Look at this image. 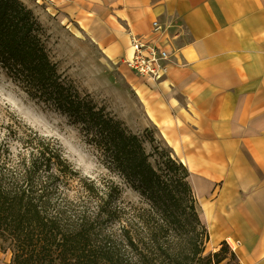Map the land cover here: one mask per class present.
<instances>
[{
  "label": "trees",
  "instance_id": "obj_1",
  "mask_svg": "<svg viewBox=\"0 0 264 264\" xmlns=\"http://www.w3.org/2000/svg\"><path fill=\"white\" fill-rule=\"evenodd\" d=\"M45 34L22 0H0V70L77 127L103 171L82 174L56 142L18 118L1 125L5 264H239L227 243L206 255L210 235L187 166L64 78ZM128 191L135 200L124 198Z\"/></svg>",
  "mask_w": 264,
  "mask_h": 264
},
{
  "label": "crops",
  "instance_id": "obj_2",
  "mask_svg": "<svg viewBox=\"0 0 264 264\" xmlns=\"http://www.w3.org/2000/svg\"><path fill=\"white\" fill-rule=\"evenodd\" d=\"M48 1L110 60L131 55L132 35L168 48L156 82L130 73L144 118L190 171L207 251L264 264V0Z\"/></svg>",
  "mask_w": 264,
  "mask_h": 264
},
{
  "label": "rangeland",
  "instance_id": "obj_3",
  "mask_svg": "<svg viewBox=\"0 0 264 264\" xmlns=\"http://www.w3.org/2000/svg\"><path fill=\"white\" fill-rule=\"evenodd\" d=\"M22 1L44 27L50 56L63 77L90 94L99 106L105 107L114 117L123 121L129 130L139 134L148 130L158 145L167 148L157 129L144 118L135 83L132 82L135 74L122 62L123 59L113 61L106 57L75 16L62 13L63 7L48 0ZM13 118L20 119L56 142L70 163L82 174L92 178L101 175L103 170L97 154L84 141L79 129L71 125L61 113L31 100L0 70V126ZM146 147L148 151L151 150L150 144H146ZM124 198L135 200V194L128 191ZM203 223L208 229L206 222ZM205 252L206 255L213 253H209L207 247ZM7 259V254L0 253V264H5Z\"/></svg>",
  "mask_w": 264,
  "mask_h": 264
},
{
  "label": "built area",
  "instance_id": "obj_4",
  "mask_svg": "<svg viewBox=\"0 0 264 264\" xmlns=\"http://www.w3.org/2000/svg\"><path fill=\"white\" fill-rule=\"evenodd\" d=\"M164 26L159 22L153 23V32H163ZM132 53L124 57L122 62L138 77L148 82H154L166 75L170 52L165 46H160L154 41L131 36Z\"/></svg>",
  "mask_w": 264,
  "mask_h": 264
}]
</instances>
